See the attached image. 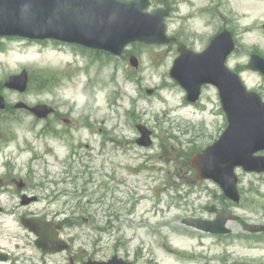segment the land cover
Segmentation results:
<instances>
[{"label":"rangeland","instance_id":"1","mask_svg":"<svg viewBox=\"0 0 264 264\" xmlns=\"http://www.w3.org/2000/svg\"><path fill=\"white\" fill-rule=\"evenodd\" d=\"M158 1L173 8L168 35L191 49L203 51L229 28L237 43L229 67H245L251 53L264 57V0ZM55 44L0 40V95L17 113L12 126L18 132L34 126L31 147L16 163L17 172L34 174L41 195L34 215L72 224H85L80 218L86 217L108 231L102 235L108 246L124 239L140 264H264V232L248 231L264 225V174L237 170L239 204L225 200L213 181L197 179L191 158L223 134L227 120L215 87L206 86L191 105L171 79L178 44H132L121 57L83 56ZM24 71L26 90L6 87ZM243 78L264 99V76L247 71ZM18 103L47 104L56 112L26 118ZM43 126L51 133L36 137ZM137 126L154 132L151 147L138 146ZM208 206L240 217L227 223L231 235L213 237L182 224L215 219Z\"/></svg>","mask_w":264,"mask_h":264},{"label":"water","instance_id":"2","mask_svg":"<svg viewBox=\"0 0 264 264\" xmlns=\"http://www.w3.org/2000/svg\"><path fill=\"white\" fill-rule=\"evenodd\" d=\"M152 0L123 3L117 0H0V36L31 39H57L120 55L132 42L165 44L174 40L166 36L165 19L169 10L145 13ZM235 50L232 33L224 31L212 40L209 48L197 54L180 46L181 56L175 62L171 76L188 92L189 101H196L201 88L212 84L219 89L228 118V128L222 137L203 153L192 158V166L201 180L218 183L226 196L239 202L237 167L248 172H264V102L261 96L248 91L237 74L226 67L228 56ZM137 67L136 58L131 59ZM249 68L264 74V59L253 55ZM27 73L12 77L7 86L20 91L27 85ZM151 93V91L149 92ZM2 99L0 103L2 104ZM24 106V105H20ZM40 117L51 109L46 105L31 108ZM143 138L139 145H151L150 131L139 127ZM215 221L187 219L184 224L213 233L229 234V220H236L230 210H216ZM251 232H261L262 226H251Z\"/></svg>","mask_w":264,"mask_h":264},{"label":"flooded vegetation","instance_id":"3","mask_svg":"<svg viewBox=\"0 0 264 264\" xmlns=\"http://www.w3.org/2000/svg\"><path fill=\"white\" fill-rule=\"evenodd\" d=\"M12 109L5 102V111L0 114V264H140V257L125 251L123 239L108 246L102 237L108 231L86 217L80 218L85 224H72L58 220L57 215H34L33 206L41 196L34 191V174L30 169L24 175L16 168L19 157L31 147L29 134L34 133V126L16 131L12 124L17 113ZM20 112L26 118L33 117L26 109ZM8 123L10 126L5 129ZM47 131V126H43L40 134ZM33 218L48 222L42 232L35 233L33 226L26 224Z\"/></svg>","mask_w":264,"mask_h":264}]
</instances>
